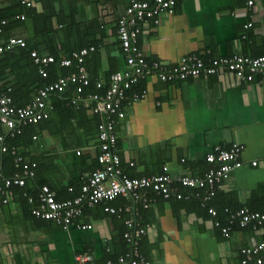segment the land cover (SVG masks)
Segmentation results:
<instances>
[{
    "label": "crops",
    "instance_id": "1",
    "mask_svg": "<svg viewBox=\"0 0 264 264\" xmlns=\"http://www.w3.org/2000/svg\"><path fill=\"white\" fill-rule=\"evenodd\" d=\"M128 1L44 0L45 10L39 3L35 9L37 14L50 15L53 29H62L59 23L72 19L70 35L61 38L68 46L88 39L79 25L76 29L82 36L74 35L76 23H97L104 37L96 80L102 83L109 66L117 70L123 66L115 21ZM247 1L252 2L251 6L246 5ZM71 3L77 4L75 12L69 8ZM37 41L42 54H46L49 50L40 39ZM52 42L55 45L56 40ZM137 45L145 60L165 65L204 52L214 58L261 56L264 0H184L173 7L170 15L162 16L157 26H142ZM136 85L142 98L122 105L124 117L115 125L122 171L137 177L158 175L166 168L170 176H195L202 170L203 156L213 147L237 142L243 147L241 168L227 176L211 201L217 209L246 208L264 213V80L238 82L231 74L223 73L182 82H160L150 77ZM87 107L83 106L82 111L90 117ZM55 123L58 119L54 117L52 126ZM32 140L35 145L27 153L41 159L40 163L46 162L39 178H47L57 190L71 181L81 183L96 167L97 142L87 128L72 123L55 135L43 133ZM252 162L256 163L254 167ZM124 201L122 205L115 200L111 207L128 206L126 217L133 226H137L134 221L143 225L136 228L144 230L140 248L150 264H238L240 250L264 236L263 228L253 232L237 227L224 236L214 227L212 217L188 199L153 201L143 217L137 215L131 200ZM79 223L90 229L69 227L58 232L24 216L12 202L1 207L0 264H71L73 256L81 253L90 257L88 264H102L101 245L105 243L112 249L110 235L118 225L91 216Z\"/></svg>",
    "mask_w": 264,
    "mask_h": 264
},
{
    "label": "built area",
    "instance_id": "2",
    "mask_svg": "<svg viewBox=\"0 0 264 264\" xmlns=\"http://www.w3.org/2000/svg\"><path fill=\"white\" fill-rule=\"evenodd\" d=\"M183 1L129 0L123 12L116 18L115 34L123 55V66L108 75L107 88L103 93L86 95V99L82 101L83 106L88 105L91 114L101 118L96 127L97 167L85 175L78 193L73 198L57 201L54 193L47 186H40L33 197H27V203L33 204L30 215L34 219L51 221L63 230L69 227L88 230L90 226L75 222L81 216L84 207L91 208L99 203L122 198L146 209L154 201V198L146 195L147 191L163 199L186 200L191 196L190 192L182 194L179 188L203 190L200 206L205 208L211 217H215V210L207 204L227 176L241 168L239 156L243 147L239 143L232 142L227 147H213L203 156V160L210 167L195 176H170L166 168H163L162 173L158 175L129 178L122 173L117 154L114 125L124 117L122 105L126 92L138 82L150 77L160 82H182L189 78L219 76L223 73L231 74L238 82H252L256 78L264 80V55L249 57L233 54L214 58L209 52H204L182 56L176 63L170 65L145 60L137 45V36L142 26L146 24L157 26L162 16L170 15L173 7ZM251 3L247 1L246 5L251 6ZM21 4L30 7L32 0H21ZM22 19L23 16L20 15L19 20ZM24 45L21 39L10 38L3 48L8 51L15 47L22 48ZM2 50L0 47V52ZM92 51L93 47L81 48L71 52L69 58L59 57V67H73V69L65 76L58 77L54 83L38 90L24 106L13 105L7 95L9 89L2 90L0 87V125L4 132L0 134V207L11 202L14 188L23 187L26 179L34 177L36 167L34 162L24 161L18 153L12 151L14 172L8 177L2 176L1 159L9 150L5 144L6 137L13 139L20 134L21 128L46 119L47 111L50 109L47 102L49 95L62 93L69 84H76L75 94H81L82 88L88 84L83 66L84 57ZM29 56L33 64L39 66L38 74L45 78L44 68L55 63L54 57L38 55L34 51L30 52ZM94 86L96 90H100L102 83L96 81ZM140 98L142 95H133L131 100L135 102ZM75 103V100L70 101L71 105ZM255 164L252 162L251 166L254 167ZM67 191L71 192V188ZM128 209V206L117 208L106 206L103 211L119 219L122 213L128 212ZM223 212L227 215V225L219 227L217 222L213 225L219 227L220 233L224 236H227L231 226L248 228L253 232L260 228L264 229V213L252 212L246 208H238L234 211L224 208ZM124 225L130 230L123 234V238L129 244V250L115 264H150L137 249L138 239L143 236L144 230L133 226L129 219L124 221ZM240 256L238 264H263L264 236L258 243L241 249ZM89 261L90 257L81 253L73 256L71 264H88ZM105 264L113 263L107 261Z\"/></svg>",
    "mask_w": 264,
    "mask_h": 264
},
{
    "label": "trees",
    "instance_id": "3",
    "mask_svg": "<svg viewBox=\"0 0 264 264\" xmlns=\"http://www.w3.org/2000/svg\"><path fill=\"white\" fill-rule=\"evenodd\" d=\"M43 1L44 0H32L33 4L30 7H25L21 4V0H0V47L3 49L0 52V87L2 88V90L9 89L7 95L10 97L12 104L17 107L24 106L32 99V97L36 94L38 90L43 89L45 86L54 83L58 77L65 76L68 72L73 69V67L62 68L58 66L59 52L63 53V57L69 58L71 52L77 51L81 48L93 47V51L89 52L84 57L83 66L85 68V75L88 79V84L86 87L82 88L81 94H75L74 88L76 87V84H69L62 93H55L49 95L47 99H49L48 104L50 106V109L47 111L46 119L39 121L35 125H29L21 128L20 134L13 139H10L8 137H6L5 139V144L9 150L8 153L3 155L1 159L2 176L8 177L14 172L12 163L14 156L11 154L12 151L18 153L24 159V161L34 162L36 164V167L34 169V177L31 179H26L23 187L14 188L13 198L11 200V202L16 205L19 210H21L24 216L31 217L32 219L34 218L30 215V209L33 207V204L27 203V197H33L40 186H47L54 193L55 199L57 201H62L65 199L73 198L78 193V188L81 184L79 182L77 183L71 181L67 183L66 187L57 190L55 187L56 185H52V182L50 183L47 178H39V175L41 174L40 168L42 169L44 167V163L46 162L41 161L40 163L41 159H35L34 157H31L29 153H27V151L33 148L35 145V141L32 140V138L35 136L40 138L43 133H46L47 135H55V132H57L58 129H65L67 125L75 123V127H81L82 129L87 128L89 136L94 137L95 142H97L96 127L97 124L100 122L101 118L95 114H90V117H86L84 115V112L82 111V101L86 99V95L93 94L96 92L103 93L107 88L108 75L117 70L115 68L112 69L109 66V69L106 73L107 76L104 78V80H102V86L100 90H96L94 84L98 78V69L100 64L99 49L104 44V42H102L104 37L101 34V29L95 21H89L87 24L83 25H81L80 23H76L73 27L74 35H78L79 37L82 36L80 29H76V26L79 25L84 28L83 36H87L88 39L86 42L85 40L83 42H71V45L68 46L65 44L64 41L61 40V38H65L70 35V32L72 30V19L70 18L67 23H59V26L62 29H53L51 25L50 15L46 14V12L42 15L37 14V11L35 9L36 3H39L45 10V4ZM76 7V3H71V6H69V8L73 9V12L76 11ZM20 15L23 16L22 20H19ZM10 38L21 39L25 43L24 47H15L11 48L8 51L4 50V44ZM37 39H40L39 42H41L43 46L45 45L46 49L49 50L46 54H42V50L38 45L39 43ZM54 40H56L55 45L54 42H52ZM116 41V44L118 45V52L122 55L119 42L118 40ZM32 51L36 52L38 55L53 56L55 59L54 64H51L44 68V70L46 71L45 78H42L38 74L39 66L34 65L32 59L29 56V53ZM137 86L138 85L132 86L126 92L123 105L129 102L133 95H142L140 89H138ZM71 100H75L76 103L71 105ZM54 117L58 119V123H55V125L52 126L51 120ZM77 118H79V120H77ZM3 133V129L0 125V134ZM42 157H44V159L46 158V156ZM201 162L203 164V167L199 174H202L206 169L210 167V165L207 164L203 159ZM96 167L92 168V170H94ZM120 169L122 171L121 161ZM42 171L44 172L43 169ZM90 171L91 170H89V172ZM122 173L126 175L123 171ZM126 176L129 178L134 177L133 175ZM67 188H71V192H68ZM179 191L182 194L191 192L192 194L188 198L187 202L192 203L196 208L202 211H206L205 208H202L200 206L201 196L204 192L203 190H189L179 188ZM195 194H197V196H195ZM146 195L149 198H154L155 202L159 200H176L163 199L161 196H155L150 191H147ZM115 200L119 201V203L121 202L120 204H122L126 203V201L124 200L127 199L117 198ZM182 200L185 201V199L183 198L176 201ZM114 201L99 203L91 208L84 207L81 216L77 220H75V222L79 223L80 219L86 218L87 216H91L95 219L107 218L109 221H111V223L118 225L117 228L112 230L114 234L110 235L109 241L112 244V249H109L105 243L101 245L100 261L102 264H105V262L107 261L115 264L117 260L120 257H124L129 250V244H127L125 239L123 238V234L125 232L130 231L124 225V221L128 220V218L126 217L128 213H122L121 217L119 219H116L114 215H110L103 211L104 207L111 206L112 204H114ZM213 205L214 203H212V201L207 204L208 207H212ZM119 207L122 206L120 205ZM212 208L216 212V215L215 217H212V220L214 222H217L219 227L226 226L227 215L223 212V208L217 209L214 206ZM147 209L148 208L143 209L139 204H135V211L137 210L138 216L141 214V217H143V211ZM207 215L210 216L209 214ZM34 220H36L40 225H47V227L51 228L52 230L54 229V231H62L60 226L54 224L51 221H43L38 219ZM134 223L137 225L135 227H143V225L141 223H137V221H134ZM233 228L234 226H231L230 230ZM143 242L144 239L140 237L137 242V249L140 255L145 258V254L140 248Z\"/></svg>",
    "mask_w": 264,
    "mask_h": 264
}]
</instances>
